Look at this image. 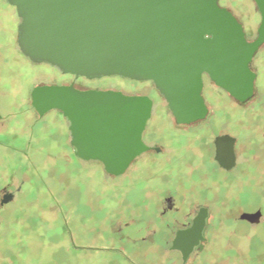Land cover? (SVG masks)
<instances>
[{"label": "flooded vegetation", "instance_id": "1", "mask_svg": "<svg viewBox=\"0 0 264 264\" xmlns=\"http://www.w3.org/2000/svg\"><path fill=\"white\" fill-rule=\"evenodd\" d=\"M19 21L15 7L0 0L1 213L23 199V204L38 201L16 210L25 213L26 228L59 219L69 234L63 237L66 246L78 248L67 221L71 217L66 204L72 203L73 192L49 187L52 166L48 164L94 161L107 189L90 190L87 195L90 243L86 249L103 252L108 264H264V83L257 85L259 70L264 72V43L249 62L255 79L253 92L244 101L203 74L201 96L207 111L201 119L179 123L155 89L159 100L149 97L151 113L141 134L147 148L115 175L98 160L75 155L69 123L61 111L40 114L32 106L36 86L90 88L75 83L85 77L63 74L24 55L17 45ZM257 28L253 37L243 28L247 42L257 37ZM32 65L49 66L73 80L32 85V73L43 74L33 72ZM205 92L214 97L208 100ZM63 149H69L70 158ZM63 179L67 177L58 181L67 186ZM47 214L56 216L47 218ZM94 238L101 242L94 244ZM51 243L40 234L25 238L26 260L41 257L31 253L34 245L43 250Z\"/></svg>", "mask_w": 264, "mask_h": 264}, {"label": "water", "instance_id": "2", "mask_svg": "<svg viewBox=\"0 0 264 264\" xmlns=\"http://www.w3.org/2000/svg\"><path fill=\"white\" fill-rule=\"evenodd\" d=\"M16 9L17 45L63 74L151 82L179 123L204 117L202 75L240 101L253 92L249 62L264 43L261 20L247 42L242 24L218 0H6ZM32 106L61 111L74 153L120 174L146 150L142 131L152 101L115 90L36 86Z\"/></svg>", "mask_w": 264, "mask_h": 264}, {"label": "rangeland", "instance_id": "3", "mask_svg": "<svg viewBox=\"0 0 264 264\" xmlns=\"http://www.w3.org/2000/svg\"><path fill=\"white\" fill-rule=\"evenodd\" d=\"M219 4L238 18L248 37L254 36L260 16L253 0H220ZM32 71L43 73L41 76L33 75L32 73L30 81L32 85L42 80L47 82L73 80L72 76L60 75L57 70L46 65H32ZM259 71L260 75L258 76L257 85L263 86L264 72ZM83 80L81 78L77 80L75 82L76 85L82 88L86 86L94 90H115L129 92L130 94H146L150 98L159 100L158 93L151 82L130 80L119 76H103ZM205 82L209 87V81L206 79ZM205 95L208 100L214 97L210 92H205ZM61 126L65 127L63 123H61ZM51 130L54 129L51 128ZM63 151L67 153L66 156L68 158L71 157L69 149H63ZM50 165L52 166V174L47 175L49 187L58 191L69 189L73 192L72 203L68 201L66 204V209L71 217H67V221L78 248L72 250L68 244L66 246L64 238L68 237L69 234L63 229L62 222L59 219H52L45 224L41 223V226L39 222H35L37 227L26 228L28 223L25 222V216L23 217L25 213L23 210H20V212L16 210L19 206L26 204L38 205V201L32 204L30 202L23 204V199L22 203L13 204V209H5L2 213L0 211V264H108L103 252L86 249V246L90 243V209L86 203L87 195L90 190L103 191L107 189L103 185L104 175L100 170L99 164L94 161H57L48 164V167ZM60 176L67 177V179H63L68 180L67 186L64 185V182L58 181ZM30 189L38 190L39 187L31 186ZM101 194L103 195V192ZM54 216L56 215L47 214V218H53ZM38 234L43 237L44 241L51 240L52 243L51 245H44L46 249L43 250L38 245H34L35 248L32 247L31 253L41 254V257H32L27 261L25 255L28 252L25 254V238ZM55 240L59 245H62L60 248L57 247V243V245L55 244ZM99 241L101 242L100 238L92 240L94 244L100 243Z\"/></svg>", "mask_w": 264, "mask_h": 264}]
</instances>
